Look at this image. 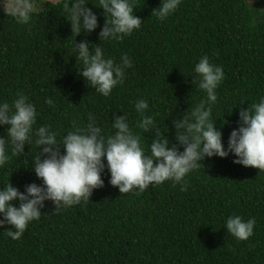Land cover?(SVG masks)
Returning <instances> with one entry per match:
<instances>
[{
	"label": "trees",
	"instance_id": "trees-1",
	"mask_svg": "<svg viewBox=\"0 0 264 264\" xmlns=\"http://www.w3.org/2000/svg\"><path fill=\"white\" fill-rule=\"evenodd\" d=\"M65 2H42L29 25L17 24L0 9V102L11 105L17 93L26 95L38 113L34 131L50 126L60 139L85 126L91 115L107 138L115 131L112 121L124 115L150 155L154 133L136 127L142 117L135 103L146 100L145 114L175 143L173 120L188 116L206 99L193 82L195 64L203 56L224 69L213 118L226 149L241 108L264 97L262 1L182 0L161 21L153 12L162 0H135L141 28L122 41L104 43L99 40L105 24L103 10L96 8L99 0H85L99 27L78 37L64 17ZM85 39L90 45L102 43L105 57L117 63L123 54L132 59L124 82L109 97L78 73L83 65L73 49ZM6 133L0 127V136ZM34 141L21 157L8 145L0 188L11 183L24 192L29 184H42L32 168L39 155ZM235 159L231 154L205 159L186 177L187 191L168 181L122 194L110 184L105 167L103 187L94 189L86 204L56 211L53 202L45 201L41 218L28 225L20 240L6 235L11 226L0 228V264H264V170L237 165ZM232 215L255 218L247 241L227 232L225 222Z\"/></svg>",
	"mask_w": 264,
	"mask_h": 264
},
{
	"label": "clouds",
	"instance_id": "clouds-1",
	"mask_svg": "<svg viewBox=\"0 0 264 264\" xmlns=\"http://www.w3.org/2000/svg\"><path fill=\"white\" fill-rule=\"evenodd\" d=\"M181 2L162 0L153 13L164 21ZM134 4L135 0H99L96 8L103 10L105 18L99 32L102 43L122 41L141 28L142 20L134 14ZM0 9L20 25H29L38 11L34 0H0ZM63 10L75 37L91 34L99 27V18L85 0H66ZM102 43L90 45L85 39L75 42L73 51L77 62L83 65L78 69L79 75L96 92L109 97L124 82L126 70L133 67V62L127 54L121 56L119 63L106 58ZM194 73L193 82L206 94V99L192 108L188 116L173 120L175 143L156 128L152 116L145 114L149 110L148 102L140 99L135 103V110L142 117L136 127L145 134L154 133L150 155L145 154L140 135L133 131L124 115L112 121L115 131L107 138L95 118L89 115L85 126H77L58 139L50 126L34 131L38 113L23 93H17L11 105L0 102V127L7 128L6 136H0V167L8 163L9 144L12 154L21 157L25 155V146H31L35 137L39 155L32 159V168L42 181L40 185H27L24 192L11 183L0 188V228L11 226L6 229V235L20 240L28 225L41 218L45 201L53 202L56 211L86 204L93 190L103 187L101 177L105 167L110 173V184L122 194L134 189L144 192L150 185L168 181L187 191L186 177L199 170L205 159L227 158L230 154L237 157L233 161L237 165L264 170V97L250 108H241L238 127L231 132L226 149L223 133L213 118V105L224 80V69L203 56L195 64ZM47 103L53 106L51 99ZM13 202H19V206ZM255 225V218L245 221L239 215H232L225 222L227 232L240 241L253 236Z\"/></svg>",
	"mask_w": 264,
	"mask_h": 264
},
{
	"label": "rangeland",
	"instance_id": "rangeland-1",
	"mask_svg": "<svg viewBox=\"0 0 264 264\" xmlns=\"http://www.w3.org/2000/svg\"><path fill=\"white\" fill-rule=\"evenodd\" d=\"M52 2V3H58L61 0H34V2L36 3L38 10L42 9V2ZM250 4L252 5H256V3L262 1L264 2V0H247Z\"/></svg>",
	"mask_w": 264,
	"mask_h": 264
}]
</instances>
